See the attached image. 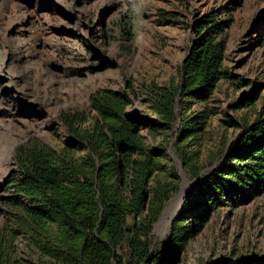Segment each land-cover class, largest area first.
I'll return each instance as SVG.
<instances>
[{
  "label": "rangeland",
  "instance_id": "obj_1",
  "mask_svg": "<svg viewBox=\"0 0 264 264\" xmlns=\"http://www.w3.org/2000/svg\"><path fill=\"white\" fill-rule=\"evenodd\" d=\"M212 11L231 22L224 36L227 80L207 105L178 109L179 118L211 116L196 145H187L199 156L201 178L221 169L225 149L264 114V0H0V229L10 220L6 204L13 192L5 183L16 171V150L29 142L57 152L67 147L61 116L90 113V97L100 90L127 92L126 118L141 124L150 150L165 151L180 182L166 205L181 198L173 224L200 179L179 161V127L169 134L149 131L156 117L148 90L178 83L190 26ZM244 98L255 100L250 108L237 107ZM11 151L6 166L2 156ZM237 202L215 211L175 264H264V192L248 191ZM155 227L156 241L165 242L170 227L164 235ZM18 255L27 264L35 260L23 240Z\"/></svg>",
  "mask_w": 264,
  "mask_h": 264
},
{
  "label": "trees",
  "instance_id": "obj_2",
  "mask_svg": "<svg viewBox=\"0 0 264 264\" xmlns=\"http://www.w3.org/2000/svg\"><path fill=\"white\" fill-rule=\"evenodd\" d=\"M230 23L217 11L196 19L178 83L148 90L156 117L149 131L169 134L179 127V161L200 179L167 240L156 241L153 229L179 192V178L165 151L150 150L143 128L126 118L129 94L100 90L90 97V113L61 116L67 147L57 152L29 142L16 150V171L5 183L13 196L6 204L9 224L0 229V264H27L18 255L21 240L35 257L31 264H175L215 211L236 206L248 191L264 192V114L243 126L225 149L221 169L207 178L187 145H196L211 116H178L180 107L207 105L227 80L224 36ZM123 25L130 38L129 18ZM254 101L244 98L237 107Z\"/></svg>",
  "mask_w": 264,
  "mask_h": 264
},
{
  "label": "bare ground",
  "instance_id": "obj_3",
  "mask_svg": "<svg viewBox=\"0 0 264 264\" xmlns=\"http://www.w3.org/2000/svg\"><path fill=\"white\" fill-rule=\"evenodd\" d=\"M176 60H177V58H176ZM180 60H181V58H180ZM177 63V62H176ZM175 63V64H176ZM52 121H54V120H52ZM48 124V123H47ZM50 126V125H49ZM2 143V142H1ZM2 145H3V143H2ZM2 150V149H1ZM5 151V150H4ZM12 155H13V152L11 151V152H7L6 153V156L4 155V156H2V158H4V161H5V163H6V166H7V163H9L10 162V160H11V157H12ZM4 166H5V164H4ZM2 171H3V168H2ZM4 172V171H3ZM2 174V173H1ZM3 176V175H2ZM1 176V177H2ZM5 176V175H4ZM187 184V183H186ZM191 188H193V186L192 187H190V189ZM185 190V189H184ZM184 192V191H183ZM180 195V194H179ZM180 199L181 198H178V200H176V201H174V202H172V203H170L169 204V206L168 207H166V210L164 211V213H163V215H162V217H161V220H160V222L157 224V226L155 227V234H158V235H164L165 233H166V231H167V229L170 227V225H171V223H172V220H173V218L175 217V212H174V210H175V208L176 207H178V205H179V201H180ZM174 200V199H173ZM182 206H183V204H182ZM182 206H181V209H182ZM180 209V210H181ZM177 218V217H176ZM175 218V219H176ZM174 219V220H175Z\"/></svg>",
  "mask_w": 264,
  "mask_h": 264
},
{
  "label": "water",
  "instance_id": "obj_4",
  "mask_svg": "<svg viewBox=\"0 0 264 264\" xmlns=\"http://www.w3.org/2000/svg\"><path fill=\"white\" fill-rule=\"evenodd\" d=\"M132 117V116H131ZM137 118V117H136ZM131 122H134V123H137L139 126H141V124L138 122V121H132V120H130ZM172 157H173V160H174V162L175 163H177V164H179L180 165V163H179V161L174 157V155H172ZM181 166V165H180ZM176 220V219H175ZM174 220V221H175ZM155 233V232H154Z\"/></svg>",
  "mask_w": 264,
  "mask_h": 264
}]
</instances>
